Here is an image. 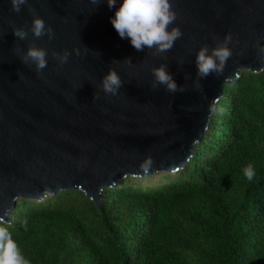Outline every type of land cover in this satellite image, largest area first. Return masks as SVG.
Returning a JSON list of instances; mask_svg holds the SVG:
<instances>
[{
  "label": "water",
  "instance_id": "95a60500",
  "mask_svg": "<svg viewBox=\"0 0 264 264\" xmlns=\"http://www.w3.org/2000/svg\"><path fill=\"white\" fill-rule=\"evenodd\" d=\"M122 2L109 8L107 0H29L17 13L10 0H0V216L5 220L18 198L80 190L100 209L102 189L125 175L180 168L206 133L210 102L222 97L240 70L264 68V0H171L177 19L169 30L177 26L183 35L160 56L147 48L137 51L130 38L119 36L111 19ZM29 6L52 27V39L34 38L31 31L27 40L14 36L15 27L30 29ZM229 33L233 55L224 73L198 78L199 49L208 45L211 52ZM32 43L48 50L41 73L21 59ZM53 50L71 55L61 65ZM160 64L186 91L153 88L151 69ZM110 69L123 81L117 95L100 86ZM148 159L153 163L144 173L140 165Z\"/></svg>",
  "mask_w": 264,
  "mask_h": 264
},
{
  "label": "trees",
  "instance_id": "16d2710c",
  "mask_svg": "<svg viewBox=\"0 0 264 264\" xmlns=\"http://www.w3.org/2000/svg\"><path fill=\"white\" fill-rule=\"evenodd\" d=\"M100 201L18 198L5 226L31 264H264V68L224 86L182 168L127 175Z\"/></svg>",
  "mask_w": 264,
  "mask_h": 264
},
{
  "label": "clouds",
  "instance_id": "9594fccd",
  "mask_svg": "<svg viewBox=\"0 0 264 264\" xmlns=\"http://www.w3.org/2000/svg\"><path fill=\"white\" fill-rule=\"evenodd\" d=\"M10 2L12 10L17 13L21 11L22 6L29 4V0H10ZM92 2L97 3V0H92ZM107 3L109 8H113L117 0H107ZM29 11L33 13V21L30 29L15 27L13 31L14 36L20 40H27L29 38V31H31L34 38L38 39L47 34L49 39H52L55 35L52 27L47 25L41 16L35 15V10L30 6ZM176 19L177 14L172 7L171 0H123L120 7L116 10L115 16L111 19V22L122 39L130 38L132 46L137 51H144L147 48L154 50L152 55L160 56L171 50L175 41L183 35L182 30L177 26L171 27L169 30V26ZM232 39L233 37L229 33L222 41H218L216 46L211 49V52H209L208 45H204L199 49L195 61L198 78H206L213 73L219 77L224 73L227 61L233 55L232 48L229 46ZM17 51L21 52L22 50L18 48ZM75 52L77 55H80L79 50H75ZM51 54L61 65L66 63L71 55L68 50H64L62 53L53 50ZM21 59L25 64H34L36 71L41 73L48 64V50L32 43L26 52H22ZM127 61L131 62V58H128ZM151 71L154 77L153 88L163 85L172 93L186 91V86L178 85L173 75L168 71L166 64L153 67ZM194 83L197 88H201L199 79ZM122 84L123 81L119 73L116 70L110 69L104 75L100 86L105 93L117 95ZM218 103L219 97L214 98L210 102V115L216 111V105ZM152 163L153 161L151 159L145 160L140 165L141 170L144 173H148ZM180 168L169 172H175ZM157 172L146 175H128L144 177ZM255 174L253 164L249 163L244 167L243 175L248 181H252ZM5 225L6 220L3 216H0V264H31L30 260L26 258L21 250L18 242L13 238L9 227Z\"/></svg>",
  "mask_w": 264,
  "mask_h": 264
},
{
  "label": "bare ground",
  "instance_id": "6f19581e",
  "mask_svg": "<svg viewBox=\"0 0 264 264\" xmlns=\"http://www.w3.org/2000/svg\"><path fill=\"white\" fill-rule=\"evenodd\" d=\"M183 167V166H182Z\"/></svg>",
  "mask_w": 264,
  "mask_h": 264
}]
</instances>
